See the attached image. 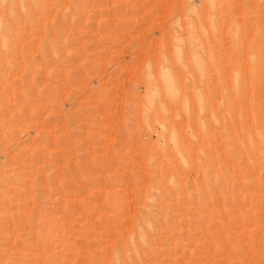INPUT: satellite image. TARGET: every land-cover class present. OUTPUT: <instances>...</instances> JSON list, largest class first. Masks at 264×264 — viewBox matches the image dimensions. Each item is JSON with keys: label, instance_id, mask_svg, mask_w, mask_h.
Wrapping results in <instances>:
<instances>
[{"label": "rangeland", "instance_id": "obj_1", "mask_svg": "<svg viewBox=\"0 0 264 264\" xmlns=\"http://www.w3.org/2000/svg\"><path fill=\"white\" fill-rule=\"evenodd\" d=\"M0 264H264V0H0Z\"/></svg>", "mask_w": 264, "mask_h": 264}]
</instances>
